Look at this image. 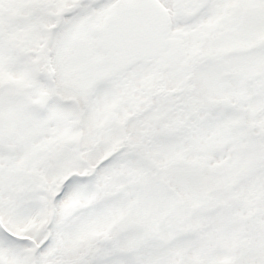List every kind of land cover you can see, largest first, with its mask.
<instances>
[{
    "label": "snow or ice",
    "instance_id": "6c2138e0",
    "mask_svg": "<svg viewBox=\"0 0 264 264\" xmlns=\"http://www.w3.org/2000/svg\"><path fill=\"white\" fill-rule=\"evenodd\" d=\"M0 264H264V0H0Z\"/></svg>",
    "mask_w": 264,
    "mask_h": 264
}]
</instances>
